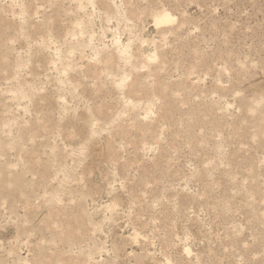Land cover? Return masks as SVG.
I'll use <instances>...</instances> for the list:
<instances>
[{"label":"rangeland","instance_id":"1","mask_svg":"<svg viewBox=\"0 0 264 264\" xmlns=\"http://www.w3.org/2000/svg\"><path fill=\"white\" fill-rule=\"evenodd\" d=\"M0 264H264V0H0Z\"/></svg>","mask_w":264,"mask_h":264},{"label":"bare ground","instance_id":"2","mask_svg":"<svg viewBox=\"0 0 264 264\" xmlns=\"http://www.w3.org/2000/svg\"><path fill=\"white\" fill-rule=\"evenodd\" d=\"M166 20H168V18H162V19L160 20V22H164V21H166Z\"/></svg>","mask_w":264,"mask_h":264}]
</instances>
